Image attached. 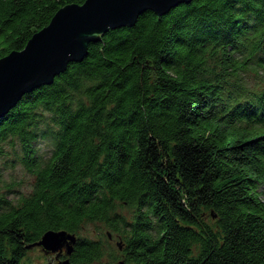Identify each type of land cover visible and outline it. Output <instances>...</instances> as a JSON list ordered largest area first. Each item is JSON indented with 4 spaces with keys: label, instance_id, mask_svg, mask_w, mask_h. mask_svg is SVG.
Returning <instances> with one entry per match:
<instances>
[{
    "label": "trees",
    "instance_id": "16d2710c",
    "mask_svg": "<svg viewBox=\"0 0 264 264\" xmlns=\"http://www.w3.org/2000/svg\"><path fill=\"white\" fill-rule=\"evenodd\" d=\"M85 1L0 0V59ZM49 230L77 235L72 264H264V0L143 13L0 118V264H40Z\"/></svg>",
    "mask_w": 264,
    "mask_h": 264
},
{
    "label": "water",
    "instance_id": "95a60500",
    "mask_svg": "<svg viewBox=\"0 0 264 264\" xmlns=\"http://www.w3.org/2000/svg\"><path fill=\"white\" fill-rule=\"evenodd\" d=\"M190 1L86 0L82 5L61 8L47 27L32 36L23 50L0 59V118L25 94L51 84L70 63L81 62L88 54L89 43L109 30L132 27L146 12L165 16ZM77 239L76 234L66 230H49L28 249L40 247L45 254H56L58 264H72L70 257ZM117 245L121 250V244ZM119 264L127 263L120 261Z\"/></svg>",
    "mask_w": 264,
    "mask_h": 264
},
{
    "label": "rangeland",
    "instance_id": "374dc122",
    "mask_svg": "<svg viewBox=\"0 0 264 264\" xmlns=\"http://www.w3.org/2000/svg\"><path fill=\"white\" fill-rule=\"evenodd\" d=\"M255 82H253L254 84ZM39 154L45 158L49 157L52 153L53 146L50 139H42L37 143ZM5 161V160H4ZM5 180L6 183L11 184L12 191L10 198L14 201L21 195H28L32 190L33 176L25 170L20 164L14 166H5ZM129 209H122V213L129 214ZM95 226H87L81 233L82 236H95ZM115 247L117 241L112 242ZM30 258L32 261L40 264H58L59 260L56 259V254H45L40 247H35L30 250ZM121 261V260H120ZM103 264H114L107 257L103 260Z\"/></svg>",
    "mask_w": 264,
    "mask_h": 264
}]
</instances>
